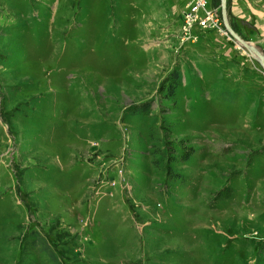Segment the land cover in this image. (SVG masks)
I'll use <instances>...</instances> for the list:
<instances>
[{
	"label": "rangeland",
	"instance_id": "374dc122",
	"mask_svg": "<svg viewBox=\"0 0 264 264\" xmlns=\"http://www.w3.org/2000/svg\"><path fill=\"white\" fill-rule=\"evenodd\" d=\"M188 1L0 0V264H264V68Z\"/></svg>",
	"mask_w": 264,
	"mask_h": 264
},
{
	"label": "crops",
	"instance_id": "0c3cea01",
	"mask_svg": "<svg viewBox=\"0 0 264 264\" xmlns=\"http://www.w3.org/2000/svg\"><path fill=\"white\" fill-rule=\"evenodd\" d=\"M227 14L229 19L236 24L239 33L247 36L244 38L250 41V43H257L264 51V0H227ZM214 31L212 28H209L204 33L205 36H214L213 41L216 40L217 44L219 43L218 48H215L222 55L221 59L226 62L231 59L235 64L233 66L236 67L234 69L243 67L242 54L244 52L239 47V44L231 43L225 40L224 37L215 36ZM204 42V45L213 49L214 46L209 44L206 37H204Z\"/></svg>",
	"mask_w": 264,
	"mask_h": 264
},
{
	"label": "built area",
	"instance_id": "2783aa9c",
	"mask_svg": "<svg viewBox=\"0 0 264 264\" xmlns=\"http://www.w3.org/2000/svg\"><path fill=\"white\" fill-rule=\"evenodd\" d=\"M200 12L204 14L200 17ZM185 20L182 27L187 30L194 22H199L203 27H215L219 25L216 13L209 7L208 0H189L184 12ZM189 31V30H188Z\"/></svg>",
	"mask_w": 264,
	"mask_h": 264
},
{
	"label": "water",
	"instance_id": "95a60500",
	"mask_svg": "<svg viewBox=\"0 0 264 264\" xmlns=\"http://www.w3.org/2000/svg\"><path fill=\"white\" fill-rule=\"evenodd\" d=\"M226 0H221V9H222V17L225 24L226 29L230 32V34L234 37V39L244 46L248 51L252 54V56L259 62L264 68V54L259 51L257 47H255L252 43L244 40L232 27L228 21L227 17V8H226Z\"/></svg>",
	"mask_w": 264,
	"mask_h": 264
},
{
	"label": "bare ground",
	"instance_id": "6f19581e",
	"mask_svg": "<svg viewBox=\"0 0 264 264\" xmlns=\"http://www.w3.org/2000/svg\"><path fill=\"white\" fill-rule=\"evenodd\" d=\"M240 46H241V44L240 43H238Z\"/></svg>",
	"mask_w": 264,
	"mask_h": 264
},
{
	"label": "trees",
	"instance_id": "16d2710c",
	"mask_svg": "<svg viewBox=\"0 0 264 264\" xmlns=\"http://www.w3.org/2000/svg\"><path fill=\"white\" fill-rule=\"evenodd\" d=\"M173 91V90H172ZM187 156V155H186Z\"/></svg>",
	"mask_w": 264,
	"mask_h": 264
}]
</instances>
